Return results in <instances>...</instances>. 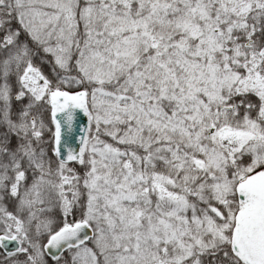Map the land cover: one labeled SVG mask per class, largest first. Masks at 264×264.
Listing matches in <instances>:
<instances>
[{
  "label": "snow or ice",
  "instance_id": "obj_1",
  "mask_svg": "<svg viewBox=\"0 0 264 264\" xmlns=\"http://www.w3.org/2000/svg\"><path fill=\"white\" fill-rule=\"evenodd\" d=\"M0 264H264V0H0Z\"/></svg>",
  "mask_w": 264,
  "mask_h": 264
}]
</instances>
